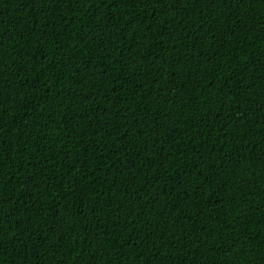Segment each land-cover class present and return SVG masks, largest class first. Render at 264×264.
<instances>
[{"label":"trees","instance_id":"obj_1","mask_svg":"<svg viewBox=\"0 0 264 264\" xmlns=\"http://www.w3.org/2000/svg\"><path fill=\"white\" fill-rule=\"evenodd\" d=\"M0 264H264V0H0Z\"/></svg>","mask_w":264,"mask_h":264}]
</instances>
